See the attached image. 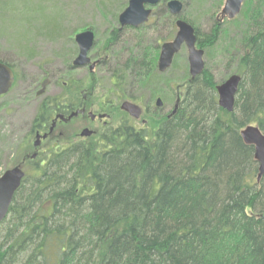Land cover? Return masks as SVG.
I'll return each instance as SVG.
<instances>
[{"label": "trees", "instance_id": "obj_1", "mask_svg": "<svg viewBox=\"0 0 264 264\" xmlns=\"http://www.w3.org/2000/svg\"><path fill=\"white\" fill-rule=\"evenodd\" d=\"M181 1L183 9L204 6L212 19L203 34L199 11L179 16L204 56L218 53L226 73L241 76L233 110L218 105L224 77L216 81L205 64L191 80L185 68L174 114L140 128L123 119L95 144L72 142L42 155L0 223V264H264V174L257 179L254 147L240 136L247 125L264 134V0H245L223 20L224 0ZM154 15L153 24L160 19L161 31L172 34L176 17L163 2ZM122 31L107 35L111 57L100 68L108 76L95 77L108 101L169 93L166 75L179 60L160 73L158 46L144 45L142 35L123 57L113 49ZM136 87L145 96L129 93ZM51 109L39 106L32 129Z\"/></svg>", "mask_w": 264, "mask_h": 264}, {"label": "rangeland", "instance_id": "obj_2", "mask_svg": "<svg viewBox=\"0 0 264 264\" xmlns=\"http://www.w3.org/2000/svg\"><path fill=\"white\" fill-rule=\"evenodd\" d=\"M210 1L205 0L204 5H208ZM127 2L128 0H0V59L12 64L15 74L12 88L0 98V175L14 167L21 168L26 174H32L38 159L59 147L72 142L95 144L123 119H128L137 128L149 127L174 109L176 98H182L186 82L180 80L185 68L188 70L185 47L175 57V60H179L178 65L166 75L171 80L173 89L166 95L159 92L151 100L122 98L110 103L95 78L106 79V67L99 68L94 74H89L87 70L77 71L72 75L76 87L63 84L67 79L65 75L68 76L67 68H70L71 60L77 54L74 35L90 29L95 33L97 47L104 50L106 37L112 29L119 27L117 18ZM203 8L205 7L187 5L181 15L199 11L201 18L198 24L204 34L209 31L212 19L202 14ZM150 21L153 23V18ZM159 22L147 25L140 32L125 28L118 34L113 49L119 50L124 57L125 45H130L129 42L136 36L142 35L144 45L153 42L158 46V62L160 45L171 41L176 32V28L170 35L167 28L161 31L160 19ZM105 54L109 53L106 51ZM204 60L216 81L223 77L225 80L233 74L226 73L221 56L216 52H210V57L207 59L204 56ZM41 85L45 88L39 91ZM81 92L87 93V111L109 114L106 124L98 118L88 121L86 115L84 118L80 116L68 121L60 120L53 133L43 138L35 147L36 129L41 127L35 126L32 129V123L39 106L44 103L45 107L51 108L52 102H63L67 98L76 101V95L80 98ZM129 93L145 96V91L138 87L130 89ZM156 98L162 99L160 107H156ZM126 100L141 108L138 118L120 109V105ZM53 114L51 109L49 119ZM84 125L89 130H94L93 135H80ZM34 153H37L36 158L32 157Z\"/></svg>", "mask_w": 264, "mask_h": 264}, {"label": "water", "instance_id": "obj_3", "mask_svg": "<svg viewBox=\"0 0 264 264\" xmlns=\"http://www.w3.org/2000/svg\"><path fill=\"white\" fill-rule=\"evenodd\" d=\"M160 1L166 2V6L171 15L180 16L182 13L183 3L181 0H128L127 6L119 13L117 18L120 28L125 26L137 28L145 24L152 13L151 8L156 6ZM244 1L245 0H224L217 18L219 20H223L224 18L233 19L240 13ZM175 26L176 33L173 39L162 43L160 46L157 70L160 73L166 72L172 66L175 56L181 51L182 47H185L187 50L188 74L190 79L193 80L199 76L204 69V50L197 47L195 30L191 24L181 18H177ZM94 38L95 34L90 29L80 31L74 35V42L78 47V55L73 60L74 67L90 63L87 54L94 45ZM92 68L93 64L90 65V69ZM13 79L14 73L11 67L0 62V96L9 91ZM240 81L241 76L232 74L216 86L218 105L221 108L229 112L233 110ZM179 101L180 98L178 97L172 111L173 114L176 111ZM155 104L156 107H160L162 105V99L156 98ZM120 109L134 118H138L141 114V108L128 100L120 105ZM57 117L62 119L61 116ZM52 129L53 127H50L49 131H52ZM91 133L92 131L86 128L82 130L80 135L90 136ZM46 136L47 134L41 136L37 134L34 146L36 147L40 140ZM240 136L244 143L254 147V159L258 163L257 179L259 180L264 174V134L257 126L247 125L240 131ZM32 157H35V154L32 155ZM24 177L25 173L19 167L5 170L0 176V223L7 216L14 193L21 185Z\"/></svg>", "mask_w": 264, "mask_h": 264}, {"label": "flooded vegetation", "instance_id": "obj_4", "mask_svg": "<svg viewBox=\"0 0 264 264\" xmlns=\"http://www.w3.org/2000/svg\"><path fill=\"white\" fill-rule=\"evenodd\" d=\"M163 1H160L156 6H153L151 9H152V13H151V15H150V17H149V19H148V21L145 23V24H143V25H141V26H144V25H148L149 26V24H153V23H151V21H150V19H152V18H154V10L155 9H157L158 8V6H159V4H161ZM164 3V9L166 10V11H168V8H167V6H166V2H163ZM169 12V11H168ZM176 17V19L177 18H180L179 16H175ZM176 21V20H175ZM140 26V27H141ZM140 27H137V28H140ZM125 28H132V27H129V26H125V27H122V28H120V26L117 28L119 31L120 30H124ZM80 32V31H79ZM95 34V33H94ZM96 37V36H95ZM96 38H94V45H93V47L89 50V52H88V54H87V56L89 57V59H90V63H88V64H86V65H82V66H79V67H74L73 66V60L76 58V56L78 55V47H77V45H76V47H77V54L75 55V57L71 60V64H70V68H67L68 70L66 71V73L68 74V76L67 75H65L66 77H67V79L63 82V84L64 85H69L70 86V84L71 83H74L75 84V82L74 81H72L73 80V78H72V75L74 74V73H76L77 71H79V70H87V72L89 73V74H94V72L95 71H97L99 68H100V66H101V64L102 63H105L106 62V60H108V59H110V54H105L106 53V51H105V49L103 50V48L102 47H97V45H96ZM91 64H93V68L92 69H90V65ZM12 69V68H11ZM13 71V70H12ZM14 73V72H13ZM65 73V72H64ZM14 78H15V74H14ZM13 81H14V79H13ZM42 86V85H41ZM45 88V87H44ZM43 88V86L42 87H40V89H39V91L40 90H42V89H44ZM38 93V92H37ZM38 95V94H37ZM2 96H4V95H2ZM2 96H0V98L2 97ZM55 102H57V101H55ZM54 102V103H55ZM87 93L86 92H81V97L79 98L78 97V94L76 95V101L75 100H73V98H70V99H68L67 98V100H65V101H63V102H61L60 104H58V105H55V106H53L52 104H51V106H52V112L54 113L53 114V117H50V119H49V121L47 120L46 121V123H44L42 126H41V129H36V134L35 135H37V134H39L40 136L41 135H43V134H47V136L50 134H52L53 133V131H54V129L56 128V126H57V122L58 121H68V120H71V119H73V118H76V117H83L84 118V116L86 115L87 117H88V121H95L97 118H98V120H100V121H102L103 122V124L105 125L106 124V119H108L109 118V114L108 113H106V112H91V111H87ZM53 103V102H52ZM54 107V108H53ZM172 113V112H171ZM57 116H61L62 117V119L59 117H57ZM102 116V117H101ZM88 121H86V122H88ZM47 125V126H46ZM50 127H53V130L52 131H49V129H50ZM89 129L86 125H84L83 126V128H82V130L83 129ZM91 130V129H90ZM92 131V133H91V135H93V133H94V130H91ZM36 137V136H35ZM43 139V138H42ZM41 139V140H42ZM40 140V141H41ZM35 154V158L37 157V153H34ZM33 154V155H34ZM37 163V162H36ZM25 173V172H24ZM25 175H26V173H25ZM1 176V175H0Z\"/></svg>", "mask_w": 264, "mask_h": 264}]
</instances>
